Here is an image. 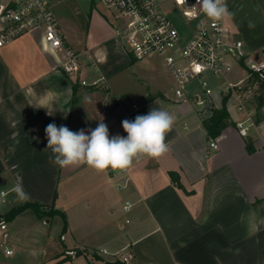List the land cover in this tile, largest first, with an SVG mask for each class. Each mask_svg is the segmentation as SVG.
Here are the masks:
<instances>
[{
    "label": "crops",
    "instance_id": "obj_1",
    "mask_svg": "<svg viewBox=\"0 0 264 264\" xmlns=\"http://www.w3.org/2000/svg\"><path fill=\"white\" fill-rule=\"evenodd\" d=\"M60 2L50 4L56 20ZM227 6L233 16L223 21L225 26L244 43L248 54L264 60V0H227ZM100 9L92 0L84 35L62 30L57 23L67 45L83 54L82 79H104L105 85L83 88L66 76L60 67L62 53L48 51L40 31L0 48V204L9 205H0V216L25 201L56 207L60 178H70L86 166L61 168L51 162L45 135L50 123L76 132L95 129L103 119L110 137L126 136L123 120L162 108L177 117L166 135L169 151L159 158H143L127 170L108 168L110 177L102 182L95 181L100 175L96 170L84 172V179L95 182L89 193L107 206L106 239L117 244L116 257H104L106 249L96 250L95 261L86 254L67 258L54 245L49 251L53 222L37 216L36 222H15L30 211L26 210L7 222L14 254L7 256L0 248V264H264V123L242 137L236 121L243 115L227 101L232 123L210 139L203 126L209 111L177 100L173 78L156 55L147 59L162 60L165 78L152 67L140 104L127 108L119 96H129L125 73L137 61L117 34L122 25L118 13L113 18ZM224 83L210 85L214 94L208 99L214 109H220L226 97L221 91ZM193 87L202 92L198 82ZM213 141L216 149L211 147ZM18 182L29 199H18L14 191ZM114 187L123 200L118 201ZM66 192L61 196L68 201ZM127 202L131 207L124 211ZM121 211L124 226L115 217ZM64 213L67 227L62 225L60 236L64 251L92 250L88 225L83 223L77 233Z\"/></svg>",
    "mask_w": 264,
    "mask_h": 264
},
{
    "label": "built area",
    "instance_id": "obj_2",
    "mask_svg": "<svg viewBox=\"0 0 264 264\" xmlns=\"http://www.w3.org/2000/svg\"><path fill=\"white\" fill-rule=\"evenodd\" d=\"M52 1L0 0V48L26 34L40 31L46 49L62 53L60 67L66 76L83 88L105 85L104 79L92 82L82 79L83 54L67 45L51 11ZM97 1L117 11L122 20L117 34L123 38L136 61H144L154 55L163 59L173 78V92L179 102L191 103L210 113L213 106L208 98H213L214 93L207 75L212 74L217 79H224L221 91L228 97V105L243 115L236 121L242 137H248L250 129H258L264 123V90L260 87L264 81V60L248 54L244 43L232 36L223 21L215 23L209 20L200 11L197 0ZM167 3L181 10L182 29L170 19L165 8ZM235 67H239L246 77L232 82L230 75ZM195 82L202 92L194 91ZM211 147L217 148L215 141L211 142ZM1 194L4 196V192ZM130 207L127 202L123 209L128 211ZM10 244L8 223L0 219V248L7 256L14 254ZM102 253L107 251L102 250Z\"/></svg>",
    "mask_w": 264,
    "mask_h": 264
},
{
    "label": "rangeland",
    "instance_id": "obj_3",
    "mask_svg": "<svg viewBox=\"0 0 264 264\" xmlns=\"http://www.w3.org/2000/svg\"><path fill=\"white\" fill-rule=\"evenodd\" d=\"M96 4L99 6L100 11L104 10L107 14H112L111 16L114 18L115 15H117V11L112 9H107L106 6L102 5L99 1L95 0ZM92 3V0H62L59 5V12L57 14V20L60 24V27L62 30H78L83 35L86 32L87 25L89 24V14H90V4ZM166 12L169 13L170 19L174 22V24L179 28L182 29V18H181V10H176L173 8L172 3H167L166 6ZM56 15V14H55ZM118 16V15H117ZM128 50L130 48L126 45ZM252 55V54H251ZM138 66L140 69H137ZM152 67H156L155 74L159 76L160 78H165V73L163 67L162 60L158 57H154L152 59H147L144 61H137L134 67L130 68L128 71H126L125 74H127L129 81H128V88L127 96H119L120 102H123L127 108H131L133 104H140V99L145 93L146 88L149 87V81L147 79L146 74H151ZM246 74L240 70L234 69V72H232L230 78L232 81H236L238 78H244ZM207 79L210 82V85L215 88V86L218 83H223L224 79L216 78L212 74L207 75ZM200 92V91H198ZM84 166L82 167L78 172L73 174L70 178H60L58 186H57V195L58 198L56 200V208L57 209H64V212H67L71 224L73 227V230L75 232H79L80 227L83 225V223L88 225L87 233L89 235L90 240V248L84 249L82 251L77 250H66L63 249V243L60 241V236L62 233V225L63 220L60 216H55L53 219H50L48 221L53 222L51 226H49V231H51L52 240L49 241V251L52 247V245L58 247L59 251H63L62 254H64L65 257L70 258L76 255H88L91 258V261L97 260L98 253L96 250H102L106 249L108 252V255H104L106 258H111L115 256L114 250L117 246L116 243L112 242V240L106 239L109 234L106 236V226L109 224L108 222H105L107 218H109V213L107 210V206L105 202H101L98 200V197L92 193H89L91 189H93V185L95 182H93L92 179H84V172L86 170H91L90 167ZM108 170H105L103 172H97L99 175V178L95 181L102 182L104 181L105 177H110ZM115 188V187H114ZM115 190L118 192V201L123 200V197L120 196V190L116 187ZM64 191H67L66 193L69 195V200L65 201L62 198V194ZM8 201V198L5 199ZM87 204H91V207H89ZM3 207L9 208L8 204H0ZM123 201L120 204V207H122ZM35 213L34 211L30 210L26 214L22 215L20 218H18L15 222H36L35 220ZM124 213L121 211L120 213L116 212L115 217L118 221L117 223H120L124 226ZM106 218V219H105ZM0 219H3V217L0 216ZM79 219L81 220H87L89 222H77ZM100 221V222H93V221ZM43 222V221H41ZM46 222V220H44ZM116 223V222H115ZM47 228V227H46ZM66 243H69V239L66 241ZM67 252H73V255H68ZM116 257V256H115Z\"/></svg>",
    "mask_w": 264,
    "mask_h": 264
},
{
    "label": "clouds",
    "instance_id": "obj_4",
    "mask_svg": "<svg viewBox=\"0 0 264 264\" xmlns=\"http://www.w3.org/2000/svg\"><path fill=\"white\" fill-rule=\"evenodd\" d=\"M197 5L215 23L233 16L227 0H197ZM249 26H253L251 22ZM176 119L165 109L152 108L147 114L137 115L134 120L122 121L126 136L117 134L111 137L103 119L95 129L76 132L65 125L58 127L50 123L45 128L46 149H51V162L61 168L87 165L97 172L108 168L127 170L143 158H159L169 151L166 135L173 129ZM14 191L21 201L30 198L22 182L14 186Z\"/></svg>",
    "mask_w": 264,
    "mask_h": 264
},
{
    "label": "trees",
    "instance_id": "obj_5",
    "mask_svg": "<svg viewBox=\"0 0 264 264\" xmlns=\"http://www.w3.org/2000/svg\"><path fill=\"white\" fill-rule=\"evenodd\" d=\"M248 74H250L253 77H257L256 74H254L251 71H248ZM260 87L262 90H264V81L261 83ZM227 101H228V97L226 96L223 98L222 107L220 109L211 108L209 117L203 120V126L205 127V130L207 131V134L210 137V139L220 136L222 131L232 123L230 120L229 111L226 108ZM171 178L173 183L176 185L177 184L176 177L174 175H171ZM26 210L34 211L38 219H44V218L53 219L55 216H60L62 217L63 220L64 229L67 227L66 214L60 211L59 209H57L54 206V204L45 206L40 203L25 201L20 205L12 208L4 215H1V217H3V219L7 222H11L18 215H20ZM115 263L124 264L119 261H116Z\"/></svg>",
    "mask_w": 264,
    "mask_h": 264
}]
</instances>
